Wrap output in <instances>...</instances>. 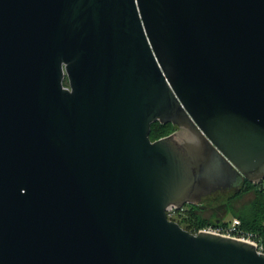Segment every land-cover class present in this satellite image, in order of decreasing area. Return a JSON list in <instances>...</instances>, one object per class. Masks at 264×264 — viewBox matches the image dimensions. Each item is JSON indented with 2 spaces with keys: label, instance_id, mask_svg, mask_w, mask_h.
<instances>
[{
  "label": "water",
  "instance_id": "water-1",
  "mask_svg": "<svg viewBox=\"0 0 264 264\" xmlns=\"http://www.w3.org/2000/svg\"><path fill=\"white\" fill-rule=\"evenodd\" d=\"M263 178L264 0H0V264H264L167 214Z\"/></svg>",
  "mask_w": 264,
  "mask_h": 264
},
{
  "label": "trees",
  "instance_id": "trees-1",
  "mask_svg": "<svg viewBox=\"0 0 264 264\" xmlns=\"http://www.w3.org/2000/svg\"><path fill=\"white\" fill-rule=\"evenodd\" d=\"M66 84H68L67 79ZM175 129L176 127L172 123L162 124L157 121L152 124L151 138L152 140L158 139L170 134ZM256 186L257 188H255ZM249 191L255 192L254 199L247 204L237 206L236 200L240 199ZM219 202H222V206L225 209L214 213H207L205 210L209 204L212 203L211 201H208L204 205H190V208L186 211V221L190 223L189 225L198 227L215 223V214L223 221L225 219V213L232 212L233 215L242 219L243 225L246 228L258 231L264 241V191L260 188L258 183L255 184L246 180L242 188L225 195L219 201L213 202V204H218Z\"/></svg>",
  "mask_w": 264,
  "mask_h": 264
},
{
  "label": "built area",
  "instance_id": "built-area-1",
  "mask_svg": "<svg viewBox=\"0 0 264 264\" xmlns=\"http://www.w3.org/2000/svg\"><path fill=\"white\" fill-rule=\"evenodd\" d=\"M259 185L260 188L264 191V178L259 183ZM167 214L170 219L178 221L180 223L186 221L185 206L181 209L173 207L167 211ZM190 226L192 228V231L196 233L199 231H208L252 242L256 244L259 251L264 252V241L260 233L253 229L246 228L243 225L242 219L238 216H233L230 219L223 220L221 223L205 224L198 227L192 225Z\"/></svg>",
  "mask_w": 264,
  "mask_h": 264
},
{
  "label": "rangeland",
  "instance_id": "rangeland-1",
  "mask_svg": "<svg viewBox=\"0 0 264 264\" xmlns=\"http://www.w3.org/2000/svg\"><path fill=\"white\" fill-rule=\"evenodd\" d=\"M255 188H257V186ZM254 197H255V192L254 191H249L248 193L243 195L240 199L236 200L237 201L236 205L237 206H242L244 204H247V203L251 202L254 199ZM222 209H223L222 202L221 203L219 202L218 204H213V202H212V203L209 204V206L205 210L207 211V213H214V212L220 211ZM224 216H225L224 217L225 219H230V218H232L233 216H236V215H233L232 212H229V213H225Z\"/></svg>",
  "mask_w": 264,
  "mask_h": 264
},
{
  "label": "flooded vegetation",
  "instance_id": "flooded-vegetation-1",
  "mask_svg": "<svg viewBox=\"0 0 264 264\" xmlns=\"http://www.w3.org/2000/svg\"><path fill=\"white\" fill-rule=\"evenodd\" d=\"M189 208H190V204H187V205L185 206V212H186ZM224 209H225V208H223L222 211H223ZM218 210H219V209H218ZM215 219H216V220L219 219L218 216H217V214H215ZM181 224H182V226H184L185 228H187V229H189V230H192V228H191V226L189 225L188 222L184 221V222H182Z\"/></svg>",
  "mask_w": 264,
  "mask_h": 264
},
{
  "label": "bare ground",
  "instance_id": "bare-ground-1",
  "mask_svg": "<svg viewBox=\"0 0 264 264\" xmlns=\"http://www.w3.org/2000/svg\"><path fill=\"white\" fill-rule=\"evenodd\" d=\"M259 183H260V182H259ZM259 183H258V184H259ZM224 220H226V219H224ZM191 231H192V230H191Z\"/></svg>",
  "mask_w": 264,
  "mask_h": 264
}]
</instances>
